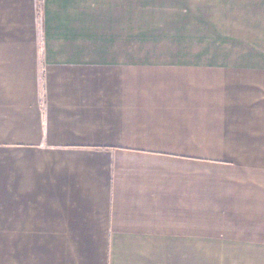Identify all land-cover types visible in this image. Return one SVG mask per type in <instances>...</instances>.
Listing matches in <instances>:
<instances>
[{"label": "crops", "instance_id": "0c3cea01", "mask_svg": "<svg viewBox=\"0 0 264 264\" xmlns=\"http://www.w3.org/2000/svg\"><path fill=\"white\" fill-rule=\"evenodd\" d=\"M0 264H264V0H0Z\"/></svg>", "mask_w": 264, "mask_h": 264}]
</instances>
